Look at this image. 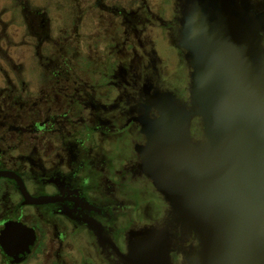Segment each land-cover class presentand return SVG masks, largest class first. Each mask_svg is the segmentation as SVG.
<instances>
[{
	"label": "flooded vegetation",
	"instance_id": "obj_1",
	"mask_svg": "<svg viewBox=\"0 0 264 264\" xmlns=\"http://www.w3.org/2000/svg\"><path fill=\"white\" fill-rule=\"evenodd\" d=\"M230 2L264 50V0ZM194 11V0H0V264H124L149 229L187 263L197 238L138 149L157 95L198 109ZM189 132L206 141L201 117Z\"/></svg>",
	"mask_w": 264,
	"mask_h": 264
},
{
	"label": "water",
	"instance_id": "obj_2",
	"mask_svg": "<svg viewBox=\"0 0 264 264\" xmlns=\"http://www.w3.org/2000/svg\"><path fill=\"white\" fill-rule=\"evenodd\" d=\"M187 17L193 58L188 111L157 95V120L146 119L144 173L194 232L186 264H264V50L245 12L227 0H194ZM206 141L194 144L193 116ZM171 237L134 233L124 264H173Z\"/></svg>",
	"mask_w": 264,
	"mask_h": 264
},
{
	"label": "rangeland",
	"instance_id": "obj_3",
	"mask_svg": "<svg viewBox=\"0 0 264 264\" xmlns=\"http://www.w3.org/2000/svg\"><path fill=\"white\" fill-rule=\"evenodd\" d=\"M88 22H89V21H88ZM70 27H72V24L70 25ZM86 29H87L88 31L90 30V28H89L88 26L86 27ZM89 44H90V43L85 44L83 47H84V48H88V47H89Z\"/></svg>",
	"mask_w": 264,
	"mask_h": 264
}]
</instances>
